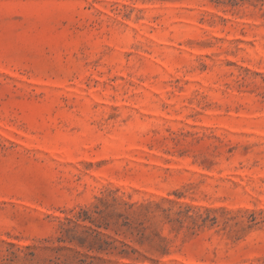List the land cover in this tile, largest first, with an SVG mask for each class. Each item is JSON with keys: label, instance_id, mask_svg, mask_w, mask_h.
<instances>
[{"label": "rangeland", "instance_id": "1", "mask_svg": "<svg viewBox=\"0 0 264 264\" xmlns=\"http://www.w3.org/2000/svg\"><path fill=\"white\" fill-rule=\"evenodd\" d=\"M0 264H264V0H0Z\"/></svg>", "mask_w": 264, "mask_h": 264}]
</instances>
